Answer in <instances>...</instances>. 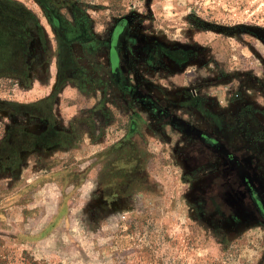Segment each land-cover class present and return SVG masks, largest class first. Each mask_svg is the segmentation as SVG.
Returning a JSON list of instances; mask_svg holds the SVG:
<instances>
[{"label": "rangeland", "instance_id": "obj_1", "mask_svg": "<svg viewBox=\"0 0 264 264\" xmlns=\"http://www.w3.org/2000/svg\"><path fill=\"white\" fill-rule=\"evenodd\" d=\"M8 4L0 264H264V0Z\"/></svg>", "mask_w": 264, "mask_h": 264}, {"label": "flooded vegetation", "instance_id": "obj_2", "mask_svg": "<svg viewBox=\"0 0 264 264\" xmlns=\"http://www.w3.org/2000/svg\"><path fill=\"white\" fill-rule=\"evenodd\" d=\"M119 38L120 37H118V39ZM114 60H115L114 65L112 66H113V69L117 72L118 69H121L119 56L115 57ZM110 66H111V63H110ZM117 74L119 76V80H121V74L120 73H117ZM199 140L210 150H214L222 154L221 149H220V144L217 140L211 137L203 136V135L199 136ZM226 158L228 162L234 164L236 171H237L236 174H238L237 177L242 178L240 181H237V183L240 184L239 187H241V192H243L244 194V197H243L244 204H246V206L249 209L253 210L257 214L258 217L264 220V198L258 186L252 180L250 173L245 168H243V165L240 163V161L234 159L233 154H231L230 152H227Z\"/></svg>", "mask_w": 264, "mask_h": 264}, {"label": "trees", "instance_id": "obj_3", "mask_svg": "<svg viewBox=\"0 0 264 264\" xmlns=\"http://www.w3.org/2000/svg\"><path fill=\"white\" fill-rule=\"evenodd\" d=\"M10 6H12V4H8V7H4V5H0V35H3V38H5L9 42H12L16 46V43L19 45V43L22 41V38L19 35V33L10 25L11 22L13 24H16V21L18 19L17 15L14 13L13 9L10 8ZM123 29H124V22L123 21L118 22V24L115 26L112 32V38L109 41V47H108V57L111 63V66L109 68V74L112 80L116 84H120L119 76L117 73H120L122 75V72L121 69H118L117 72L113 69L112 65L114 64L112 62V58L118 56L117 55L118 46H119L118 37L120 36ZM19 51H21V49Z\"/></svg>", "mask_w": 264, "mask_h": 264}]
</instances>
